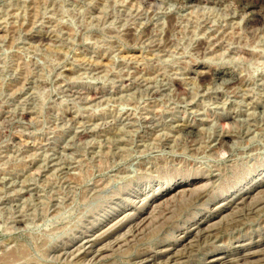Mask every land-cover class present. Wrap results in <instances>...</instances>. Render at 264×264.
<instances>
[{"label": "rangeland", "instance_id": "1", "mask_svg": "<svg viewBox=\"0 0 264 264\" xmlns=\"http://www.w3.org/2000/svg\"><path fill=\"white\" fill-rule=\"evenodd\" d=\"M245 1L0 0V264L159 253L147 264H206L242 244L264 249L261 200L220 221L189 260L161 253L264 180V3ZM199 180L202 192L154 209L161 190ZM144 204L152 217L124 246L77 255L101 220L116 213L98 235Z\"/></svg>", "mask_w": 264, "mask_h": 264}, {"label": "bare ground", "instance_id": "2", "mask_svg": "<svg viewBox=\"0 0 264 264\" xmlns=\"http://www.w3.org/2000/svg\"><path fill=\"white\" fill-rule=\"evenodd\" d=\"M246 1H249V2L251 1L252 2L251 4L253 6H255L256 8H257V6H260L261 4L264 3V0H246ZM248 7H247V9H248ZM209 76L210 75L208 73L202 74V76H201L202 81H206L208 78H210ZM226 143H227V138L223 137L220 144L226 145ZM261 182H264V180L262 178H259L258 181H256V183L254 182V185L251 188H242V189L240 188L238 191H236L235 195L231 199L227 200L228 202L220 204L214 209V211H219L217 214H212V215L208 216L207 219L195 220V225L193 227H190V228L186 227L187 230L183 231L182 233L184 235H186V238L193 235L192 238L189 239L188 241L187 240L184 241L185 236H179L172 243V246H177L178 244H181L180 249H178V248H173V249L172 248H166V250H164V251L162 250L161 253H165L166 255H170L169 258H171V259H168L169 262H171L170 260H172L174 262L181 263V262H184L186 259L189 260L188 255H190V252H192L193 250L195 251L194 248H195L197 243L201 242V240L205 239V238L210 239L211 237H213L216 234L215 227H217V224L220 221H224L232 215L240 216L242 214L240 212L241 210L243 212L244 208L254 207L261 200H263V203H264V187L257 189V190H253L252 191L253 193H251L252 188L260 185ZM206 185H207V183L205 184L203 181L199 180V181L194 182V184L190 187L169 186L166 189L161 190L160 193H157L156 195L153 196L152 201L154 203H156V205L154 206V209L156 207H158V209H159L160 208L159 206H161L163 204L165 205V203H167V202H170L173 200L175 202V200H177L179 197L184 199V197H186L188 195L192 196V195H195L197 193H200V192H202V190H204L206 188ZM260 198H262V199H260ZM232 202H234V205H236V208H237L236 211H235V209L232 208L233 210H231V213H226L225 215H223L218 222H210L213 220L214 216L216 217L220 213L225 212V210H227V207L229 206V204L231 206ZM258 206H260V204ZM145 208L146 207L144 204L142 206V208H140V210L138 211V214L133 215L130 213L128 216H126V218L121 219V220L118 219V221L116 220L115 224H113L112 226L107 228V230L102 231L101 234L99 233L100 235L97 234V231L94 232L95 229L100 228L98 230H101V227L110 223V220L112 218H114V216L116 215V213L113 211V213L110 214L109 216H107L106 219L100 221L97 228H95L93 230L92 235L89 234L91 236L85 235V237L82 239V241L80 240L81 242H79V243L77 242L75 244V246H77L79 244L77 246V248H75L76 249L75 252L78 253L77 254L78 256H93L94 258H103V257H105V255L109 251V249L116 248V247L120 248L122 245L124 246V244H126L130 240V238L132 237L131 235L133 233H138L142 227L144 228V226L146 225L149 218L152 217L151 213H150V215H146L147 213L145 214V211H144ZM104 217H106V216L104 215ZM126 219H129V222H130L129 224H127ZM239 219H240V217L234 218L231 222V226L239 225V223H240ZM204 222H208L206 224V227H203ZM126 225H128V230L126 232H124V233L122 232L123 234L121 233L120 235L117 234L119 236L116 239L112 240L109 243L107 242L108 244L106 243V245H103L97 249V247L101 244L102 241L106 240V238H107V240H109L108 237L113 232H117L119 230L123 231L124 230L123 228ZM236 227H238V226H236ZM212 239H214V238H212ZM260 243L262 245H264V241H262ZM253 245H255V244L251 243L248 245H243V244L239 245L238 249L241 251L239 254H236L234 256L221 254V255H218L216 257H212L210 259L205 260V263L206 264H264V259H263L264 258V249L253 250V248H250V246H253ZM196 248H197V246H196ZM187 250H189V251H187ZM159 254H157V255L148 254L147 256H143L145 258L141 262L144 264L145 263L147 264L149 262L154 263L156 261V259L158 258ZM193 254H192V256H193ZM15 255H16V253L10 254L11 257L9 256V259L14 257Z\"/></svg>", "mask_w": 264, "mask_h": 264}]
</instances>
